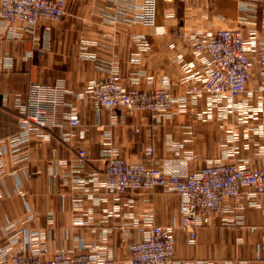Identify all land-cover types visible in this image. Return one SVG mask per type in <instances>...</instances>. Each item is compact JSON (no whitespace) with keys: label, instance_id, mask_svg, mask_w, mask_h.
<instances>
[{"label":"crops","instance_id":"0c3cea01","mask_svg":"<svg viewBox=\"0 0 264 264\" xmlns=\"http://www.w3.org/2000/svg\"><path fill=\"white\" fill-rule=\"evenodd\" d=\"M144 4L66 0L60 20H39L21 37L0 26V245L15 235L28 250L35 235L47 257L84 251L97 264H128L139 227L154 224L172 228L178 264H264V192L241 210L224 199L190 243L177 193L116 195L101 185L105 162L115 155L180 173L215 162L264 167V73L254 55L264 47V0H153L152 24L121 23ZM220 29H236L253 44L247 90L238 97L213 103L204 96L184 111L128 115L97 106L87 92L115 72L125 90L163 88L188 101L195 78L210 67L206 53H193V37ZM33 85L45 97L62 87L60 114L76 111L80 125L62 121L13 152L7 139L19 132Z\"/></svg>","mask_w":264,"mask_h":264},{"label":"built area","instance_id":"2783aa9c","mask_svg":"<svg viewBox=\"0 0 264 264\" xmlns=\"http://www.w3.org/2000/svg\"><path fill=\"white\" fill-rule=\"evenodd\" d=\"M66 0H0V26L8 37H21L30 33L39 20H60L65 14ZM143 10L133 17L121 20L131 25L136 21L152 24L153 0H145ZM48 29V28H45ZM193 53H206L210 67L197 76L188 89L189 99L180 101L165 89L125 90L120 87V77L110 73L91 83L87 92L97 106L108 110H122L128 115L147 112L152 115H165L174 109L184 111L186 104L206 96L213 103L221 99H233L247 90L251 68L249 50L253 44L243 38L236 29H220L202 34L198 32L192 40ZM259 69L264 73V47L254 51ZM42 88L33 85L19 117V132L7 141L13 152L29 141L31 135L42 134L47 129L61 128L62 121L70 127L80 125L76 111L60 114L66 104L63 88L54 86L50 97L42 94ZM116 118L113 117V122ZM0 152V166L1 156ZM179 155L178 151L174 152ZM21 161L25 157H21ZM85 161V152L78 151V163ZM109 193L123 195L139 193L154 188L177 193L180 197L181 227L194 242L195 229L206 225L210 215L223 208V201L230 198L236 201V209L253 204L254 196L264 192V167L255 169L242 162H215L206 164L189 173L169 172L143 163L126 161L111 156L105 162L101 181ZM141 237L129 245L128 264H178L175 257L171 227L148 225L139 227ZM18 242L17 236L8 238L0 245L1 264H97L95 257L87 252L77 254L64 250L55 251L47 257L48 251L35 235L26 245ZM27 251V252H26Z\"/></svg>","mask_w":264,"mask_h":264}]
</instances>
